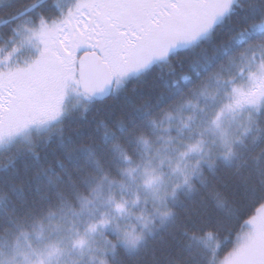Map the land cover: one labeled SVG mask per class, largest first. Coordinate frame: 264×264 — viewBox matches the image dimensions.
<instances>
[{"label":"snow or ice","instance_id":"6c2138e0","mask_svg":"<svg viewBox=\"0 0 264 264\" xmlns=\"http://www.w3.org/2000/svg\"><path fill=\"white\" fill-rule=\"evenodd\" d=\"M15 37L37 54L0 58V169L31 162L20 183L0 179V264H264V143H245L264 134V0H75L66 13L0 0V38ZM164 65L169 78L138 93ZM71 95L85 117L110 112L65 142ZM43 133L45 147L60 137L46 163ZM225 209L235 229L221 235Z\"/></svg>","mask_w":264,"mask_h":264},{"label":"trees","instance_id":"16d2710c","mask_svg":"<svg viewBox=\"0 0 264 264\" xmlns=\"http://www.w3.org/2000/svg\"><path fill=\"white\" fill-rule=\"evenodd\" d=\"M50 4V3H49ZM52 4V3H51ZM51 7H46V12L44 9L45 16L50 17H57V11H52L53 8L49 9ZM15 27V25H13ZM5 33L8 35H11V31L9 29H3ZM226 38V37H225ZM18 38L15 37L14 39H3L0 38V48L3 49V52H0V58H3V56L7 55V53L11 50L13 46H16ZM214 51V48L212 45L206 46L204 49H197L193 52H190L183 57H181L180 61L176 62V72L179 74L181 71H188L189 65L192 64L195 61H203L205 56H211ZM168 68L166 65L162 66L159 70L154 72L152 74V77L148 81L144 82H137V92L140 91H148L153 88H159L160 84V77L163 76L165 79H168ZM193 76V80L195 81L198 79L194 73H191ZM131 88V86H129ZM132 93L129 92V95ZM72 96V95H71ZM76 102V97L73 95L71 98L67 99L66 106L68 109V118L65 121V133H64V140L67 142L68 138L71 137L72 139H77L78 134L87 135L90 132H92L95 129L96 123L106 118L109 115L110 107L109 105L111 102H109V105H103V106H97L94 107L90 112L86 114V117L82 115V109L77 106L73 107V105ZM264 115V113H262ZM47 133L41 134V138L38 140V143L40 144V151L42 156V162H51L52 161V151L56 144H58L60 137L57 134H53V144L49 147H45L43 137L46 136ZM256 135L255 130H253L252 133H250L246 139L245 143L249 145L250 149L254 150L255 148H258L261 143H264V134H261V139L258 140L255 144H253L252 137ZM17 144L21 143L20 140L16 141ZM46 157L47 159L44 160L43 158ZM31 162L30 155L25 154L22 156L18 161L15 167H9L7 171H4L3 169H0V179H2L5 182L8 181H14L15 183H20L22 177H23V169L26 164ZM20 173V175H17V173ZM32 188L34 189V185H32ZM5 190H7V184L5 186ZM24 192L27 194L29 192V185L27 183L24 184ZM11 199L13 203H16L19 205L22 203V200L19 197V194H10ZM238 202V201H236ZM12 204H8V208H11ZM229 211L227 209L220 210L219 216L221 218V235H224L229 232V230L235 229V224L230 223L228 220ZM7 216L5 214V211L2 207H0V231H3L4 227H11L10 225H7ZM34 236H31L32 238ZM12 243V236L9 234L7 237V241L5 239L0 238V250L4 251L5 253L11 255V249L9 245ZM196 245L193 243V250L195 251Z\"/></svg>","mask_w":264,"mask_h":264},{"label":"rangeland","instance_id":"374dc122","mask_svg":"<svg viewBox=\"0 0 264 264\" xmlns=\"http://www.w3.org/2000/svg\"><path fill=\"white\" fill-rule=\"evenodd\" d=\"M16 42H17L16 46L20 48V51L14 54L12 58V62L19 63L22 66L25 60L29 59L31 56H34L37 53H36L35 48H32L31 45L21 44V40L19 42L18 41ZM72 96H69V98H71ZM30 240H32L33 247H35L36 246L35 237L30 238ZM73 255H75V253ZM18 259H21V258L18 257Z\"/></svg>","mask_w":264,"mask_h":264},{"label":"clouds","instance_id":"9594fccd","mask_svg":"<svg viewBox=\"0 0 264 264\" xmlns=\"http://www.w3.org/2000/svg\"><path fill=\"white\" fill-rule=\"evenodd\" d=\"M4 235L3 231H0V237H2ZM33 259H35V257H33Z\"/></svg>","mask_w":264,"mask_h":264},{"label":"flooded vegetation","instance_id":"af4514ba","mask_svg":"<svg viewBox=\"0 0 264 264\" xmlns=\"http://www.w3.org/2000/svg\"><path fill=\"white\" fill-rule=\"evenodd\" d=\"M52 2H50V4H51ZM53 4V3H52Z\"/></svg>","mask_w":264,"mask_h":264},{"label":"water","instance_id":"95a60500","mask_svg":"<svg viewBox=\"0 0 264 264\" xmlns=\"http://www.w3.org/2000/svg\"><path fill=\"white\" fill-rule=\"evenodd\" d=\"M49 1V0H48Z\"/></svg>","mask_w":264,"mask_h":264}]
</instances>
